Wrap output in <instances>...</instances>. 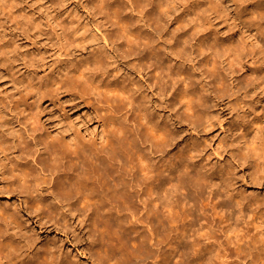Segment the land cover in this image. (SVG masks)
I'll list each match as a JSON object with an SVG mask.
<instances>
[{"label": "bare ground", "instance_id": "1", "mask_svg": "<svg viewBox=\"0 0 264 264\" xmlns=\"http://www.w3.org/2000/svg\"><path fill=\"white\" fill-rule=\"evenodd\" d=\"M94 1L103 45L60 53L47 71L36 69L44 65L38 48L30 63L14 62L29 45L18 40L25 30L0 19V79L13 84L9 89L0 82L6 191L22 195L29 213L48 219L57 210L39 191L46 184L69 212L91 220L93 253L108 264H264L262 205L224 193L221 177L198 169L197 151L175 142L169 115L151 99L159 95L181 118L200 120L206 94L176 50L205 65L209 84L219 79L221 51L194 23L171 42L156 19L166 11L164 0H124V8L117 0ZM116 56L132 61L139 78L118 70ZM243 124L236 122L235 135L242 149L255 151L258 144L250 148ZM173 145L180 147L177 155ZM258 159L255 173L264 179ZM204 189L214 200L209 211L201 205L206 199L195 195ZM13 202L0 203V219L20 230V223L7 221L20 214ZM1 242L10 246L6 236ZM59 256L57 242L47 240L22 264H68Z\"/></svg>", "mask_w": 264, "mask_h": 264}, {"label": "rangeland", "instance_id": "2", "mask_svg": "<svg viewBox=\"0 0 264 264\" xmlns=\"http://www.w3.org/2000/svg\"><path fill=\"white\" fill-rule=\"evenodd\" d=\"M123 1L117 0L115 4L124 8L126 2ZM162 8L166 11L160 12L156 19L164 25L171 42L188 33L194 23L219 48L222 56L216 58L215 64L219 79L209 84L203 73L205 65L176 50L177 60L183 59L182 68L192 76L197 87L204 89V117L200 120L181 118L173 106H168L163 97L155 94L151 99L156 110L169 115L175 142L187 150L197 151V168L223 179L224 193L257 201L264 208V179L255 173L258 156L264 161V0H164ZM127 9L130 17H137L136 11ZM0 19L10 21L18 30H25L18 31L22 33L18 40L29 45L19 49L21 54L15 63H30L35 57L34 49L38 48L44 65L36 67L37 71L49 70L60 53L74 56L84 46L91 49L103 45L98 32L104 29V25L98 3L94 0H0ZM116 57L115 67L123 73H132L133 62ZM9 79L5 77L0 82L10 89L13 84ZM72 119L79 126L73 116ZM238 120L244 123L242 128L247 132L246 139L253 142L250 148L258 144L255 151L242 149L234 132ZM179 148V145H173L172 154L177 155ZM5 178L0 167V203H17L19 216L7 221L20 223L21 229L17 230L0 219V264H22L29 253L47 240L59 245V262L107 263L93 253L94 234L87 216L69 212L65 202L41 183L39 191L48 199L45 204L57 210L48 219H41L40 215L27 211L22 195L6 191ZM202 192L204 195L208 193L210 200L206 195L202 196ZM202 192H196V198L198 200L200 196L202 202L203 198L206 199L201 205L204 204L209 211L212 205L209 201L213 198L207 189ZM1 236L7 237L10 246L1 242ZM150 261L146 259L145 264H151Z\"/></svg>", "mask_w": 264, "mask_h": 264}]
</instances>
